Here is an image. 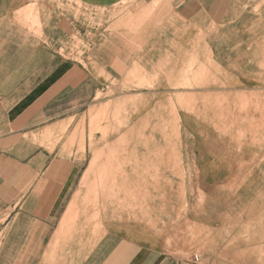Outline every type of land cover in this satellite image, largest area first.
<instances>
[{
	"label": "crops",
	"instance_id": "0c3cea01",
	"mask_svg": "<svg viewBox=\"0 0 264 264\" xmlns=\"http://www.w3.org/2000/svg\"><path fill=\"white\" fill-rule=\"evenodd\" d=\"M263 21L264 0H0V264H264V204L231 205L248 231L233 215L225 262L217 232L204 236L218 205H192L204 215L188 220L186 161L172 154L187 123L147 103L188 63L210 60L215 83L257 77L259 123L246 128L264 147ZM108 106L137 117L112 124ZM194 130L205 146L209 129Z\"/></svg>",
	"mask_w": 264,
	"mask_h": 264
},
{
	"label": "rangeland",
	"instance_id": "374dc122",
	"mask_svg": "<svg viewBox=\"0 0 264 264\" xmlns=\"http://www.w3.org/2000/svg\"><path fill=\"white\" fill-rule=\"evenodd\" d=\"M256 13V11L252 12L253 18ZM261 30L264 34V26H261ZM222 70L232 73L230 69ZM252 70L251 68L247 70L248 75L254 76ZM183 71L186 76L179 85H167V95H156L153 101L148 100V105L151 106L150 104L154 103L150 112L157 107L165 108V114L169 115H164L167 119L166 125L181 127L187 123L186 127L181 128V140L172 149V154L176 152L179 158L186 161L188 220H200L204 215L201 211H191L192 205L204 203L218 205L220 210L215 213L217 215L215 218L219 221L218 227L213 232L210 229L205 230L204 236L216 235L217 232L216 250L220 259L225 262L227 238L233 234V225L235 224L236 230L241 227L246 233L248 231L247 226L243 227V223L238 222V220L247 219V212H233L231 205L264 204V174L262 172L264 171V147L260 146L259 140H252L249 128H246L259 123V117L253 116L252 113L258 112V109L262 107L259 98L262 96L260 87H263V83L257 77L247 83L238 82L239 75L230 76V81L236 79L235 83L222 79H219V83H215L220 74L217 72L220 70L212 68L210 60L205 62L200 71H197L193 63H188ZM234 71L238 72L237 69ZM115 86L112 84L107 88L108 97L114 94ZM130 86L129 83L122 85L125 91L130 90ZM105 114L108 121L112 124L116 122L117 125H121V120L127 121L128 118L137 117L136 114L131 115L130 109H124L122 115L115 114L113 106L110 109L108 106ZM146 114V111H143L139 115L146 118ZM149 118L157 119L154 114ZM162 118V115L158 116V120ZM98 119L99 117L96 121ZM215 121L226 124L228 130L219 133V130L214 127ZM200 126H205L210 131L208 140L202 142L205 145L203 147L199 146L200 142L190 133L191 131L195 134L194 129ZM114 154L115 149L108 148L107 155L114 156ZM117 154L130 155V149L123 148L122 152ZM93 170L94 165H92ZM214 172L217 174L216 177L213 176ZM95 182L97 181L91 182L92 189L96 187ZM96 198L97 196L92 195L91 202ZM233 215H235L234 224ZM201 229L191 226L188 231L200 234ZM194 260L196 261V257Z\"/></svg>",
	"mask_w": 264,
	"mask_h": 264
},
{
	"label": "bare ground",
	"instance_id": "6f19581e",
	"mask_svg": "<svg viewBox=\"0 0 264 264\" xmlns=\"http://www.w3.org/2000/svg\"><path fill=\"white\" fill-rule=\"evenodd\" d=\"M148 8H150V5H149ZM151 8H152V7H151ZM149 10H150V9H149ZM150 13H151V11H150ZM162 16H163V15H162ZM162 19H163V18H162ZM160 22H161V20H160ZM183 24H184V23H183ZM127 36H128V35H127ZM143 38H145V37H143ZM119 39H120V38H119ZM125 40H126V39H125ZM130 40H131V39H130ZM140 45H141V44H140ZM103 55H104V54H103ZM155 72H156V71H155ZM149 74H150V73H149ZM154 75H155V74H154ZM147 103H148V102H147ZM144 106H145V105H144ZM139 108H141V107H139ZM144 108H145V107H144ZM146 108H147V107H146ZM145 111H146V110H145ZM139 112H140V110H139ZM152 112H153V111H152ZM153 114H154V113H153ZM155 114H156V113H155ZM133 124H134V123H133ZM121 136H122V135H121ZM121 136H120V137H121ZM120 140H121V139H120ZM122 140H123V138H122ZM122 140H121V141H122ZM117 141H118V140H117ZM121 141H119V143H120ZM116 143H117V142H116ZM119 143H118V144H119ZM159 150H160V149H159ZM159 150H158V151H159ZM155 152H156V151H155ZM151 153H152V152H151ZM114 159H115V157H114ZM116 159H117V157H116ZM118 159H119V158H118ZM93 160H94V159H93ZM109 160H111V159H109ZM96 161H97V160L95 159V163H96ZM111 161H112V160H111ZM116 161H117V160H116ZM119 161H120V160H119ZM93 162H94V161H93ZM111 163H112V162H111ZM118 163H119V162H118ZM123 163H124V162H123ZM120 164H121V163H120ZM112 165H113V164H112ZM116 165H118V164H116ZM114 166H115V165H114ZM118 166H119V165H118ZM108 167H109V166H108ZM89 168H91V167H89ZM124 168H125V166L123 167V169H124ZM107 169H108V168H107ZM110 169H112V168H110ZM119 170H120V169H119ZM88 171H89V170H88ZM90 171H92V170H90ZM93 171H94V170H93ZM112 171H113V170H112ZM121 171H122V170H121ZM91 173H92V172H91ZM120 173H121V172H120ZM88 174H89V173H88ZM113 175H114V174H113ZM120 175H121V174H120ZM118 176H119V175H118ZM113 178H114V177H113ZM109 186H110V185H109ZM96 196H97V195H96ZM255 234H256V233H255ZM255 234H254V235H255ZM254 235H253L252 238H254ZM257 236H258V235H257ZM259 236H261V235H259ZM263 237H264V235H263ZM246 240H247V238H246ZM246 240H245V241H246ZM257 240H258V238H257ZM257 240H256V241H257ZM261 240H263L262 237H261ZM251 241H252V240H251ZM253 241H254V240H253ZM253 241H252V242H253ZM256 241H255V242H256ZM252 242H251V243H252ZM255 242H254V243H255ZM248 244H249V242H248ZM246 245H247V244H246ZM250 245H251V244H250ZM252 247H253V246H252ZM254 247H255V246H254ZM254 247H253V248H254ZM254 249H255V248H254ZM246 251H248V249H247ZM244 253H245V252H244ZM252 255H253V254H252ZM251 257H252V256H251ZM259 260H260V259H259ZM261 263H262V261H261Z\"/></svg>",
	"mask_w": 264,
	"mask_h": 264
},
{
	"label": "built area",
	"instance_id": "2783aa9c",
	"mask_svg": "<svg viewBox=\"0 0 264 264\" xmlns=\"http://www.w3.org/2000/svg\"><path fill=\"white\" fill-rule=\"evenodd\" d=\"M196 260H197V257H196Z\"/></svg>",
	"mask_w": 264,
	"mask_h": 264
}]
</instances>
